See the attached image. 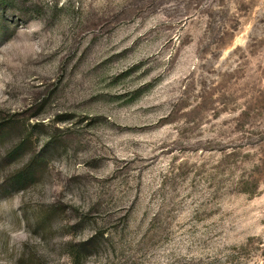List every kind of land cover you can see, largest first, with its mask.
I'll return each instance as SVG.
<instances>
[{
	"label": "rangeland",
	"instance_id": "rangeland-1",
	"mask_svg": "<svg viewBox=\"0 0 264 264\" xmlns=\"http://www.w3.org/2000/svg\"><path fill=\"white\" fill-rule=\"evenodd\" d=\"M0 264H264V0L6 4Z\"/></svg>",
	"mask_w": 264,
	"mask_h": 264
},
{
	"label": "trees",
	"instance_id": "trees-1",
	"mask_svg": "<svg viewBox=\"0 0 264 264\" xmlns=\"http://www.w3.org/2000/svg\"><path fill=\"white\" fill-rule=\"evenodd\" d=\"M16 0H0V11L4 10L6 7V4L14 2Z\"/></svg>",
	"mask_w": 264,
	"mask_h": 264
}]
</instances>
